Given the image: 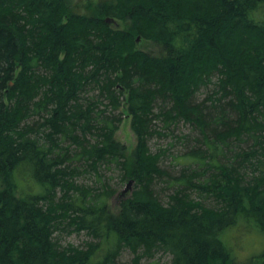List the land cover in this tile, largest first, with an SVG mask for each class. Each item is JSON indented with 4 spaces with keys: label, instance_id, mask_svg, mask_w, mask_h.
<instances>
[{
    "label": "trees",
    "instance_id": "trees-1",
    "mask_svg": "<svg viewBox=\"0 0 264 264\" xmlns=\"http://www.w3.org/2000/svg\"><path fill=\"white\" fill-rule=\"evenodd\" d=\"M72 7L0 0V264H115L126 249L134 264L159 252L170 264H264V250L234 252L264 235V0ZM124 110L131 154L116 139ZM181 123L197 146L175 173L171 148L150 142ZM104 168L135 180L118 212L107 189L77 180ZM66 230L93 239L60 245Z\"/></svg>",
    "mask_w": 264,
    "mask_h": 264
},
{
    "label": "rangeland",
    "instance_id": "rangeland-1",
    "mask_svg": "<svg viewBox=\"0 0 264 264\" xmlns=\"http://www.w3.org/2000/svg\"><path fill=\"white\" fill-rule=\"evenodd\" d=\"M99 0H72L73 9L81 14H89L90 10L93 11V8L97 5ZM130 23L126 20L120 22V28H128ZM137 45L140 48H143L145 51L159 55L163 53V48L153 40H144L141 34L136 35ZM202 92V91H201ZM197 99H202L203 94H197ZM122 110V109H120ZM158 129L162 128V123L158 124ZM191 129L187 124L181 123L177 128H173L169 131L167 136H155L151 139L152 150L158 151L161 149L171 148L169 150V157L165 158L167 165L172 167V170L175 173H179L184 166V159L188 150L197 146V143L194 141H188L184 135L186 133L191 134ZM116 139L124 145L127 149V152L131 154L138 142L137 135L132 128V115L127 110H124L123 121L120 125V128L116 132ZM78 181L82 182L83 185L91 186L95 188V193L106 191L109 195V204L114 209L115 212H118L120 203L124 198L130 196L135 189V180L131 177L122 178V172L115 168L102 169V177L99 178L95 172H90L81 175L77 178ZM133 180L130 184L129 182ZM106 194L102 195L105 196ZM238 231H244L245 227L243 224L237 228ZM236 229V230H237ZM227 231L224 233L226 234ZM236 234V231H234ZM59 243L60 245L66 246L68 244H73L75 246L85 247L86 242L91 241L93 237L87 232H68L58 231ZM238 236V235H237ZM241 238V237H240ZM237 240V239H236ZM243 241V245H241ZM236 254L242 259H246L252 254L261 252L264 250V235L258 233L254 230L246 233L244 235V240L241 238L235 244ZM171 256L164 252L157 253L152 258L144 257L141 260V264H170ZM115 264H134L133 254L128 250H124L121 256L117 259Z\"/></svg>",
    "mask_w": 264,
    "mask_h": 264
},
{
    "label": "water",
    "instance_id": "water-1",
    "mask_svg": "<svg viewBox=\"0 0 264 264\" xmlns=\"http://www.w3.org/2000/svg\"><path fill=\"white\" fill-rule=\"evenodd\" d=\"M106 21L115 25V26H118L120 24L117 19L112 18V17H106ZM132 182H133V180H131L129 183L131 184Z\"/></svg>",
    "mask_w": 264,
    "mask_h": 264
}]
</instances>
